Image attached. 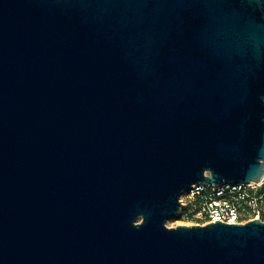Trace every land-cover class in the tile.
I'll return each instance as SVG.
<instances>
[{"label": "water", "instance_id": "water-1", "mask_svg": "<svg viewBox=\"0 0 264 264\" xmlns=\"http://www.w3.org/2000/svg\"><path fill=\"white\" fill-rule=\"evenodd\" d=\"M263 175L264 0H0V264H264L166 225Z\"/></svg>", "mask_w": 264, "mask_h": 264}, {"label": "built area", "instance_id": "built-area-1", "mask_svg": "<svg viewBox=\"0 0 264 264\" xmlns=\"http://www.w3.org/2000/svg\"><path fill=\"white\" fill-rule=\"evenodd\" d=\"M176 223L201 225L220 221L227 224L264 222V175L258 181L209 185L192 184L179 199Z\"/></svg>", "mask_w": 264, "mask_h": 264}, {"label": "rangeland", "instance_id": "rangeland-1", "mask_svg": "<svg viewBox=\"0 0 264 264\" xmlns=\"http://www.w3.org/2000/svg\"><path fill=\"white\" fill-rule=\"evenodd\" d=\"M166 225H167V227H169V228H172V227H175V226H177V225H185V226H188V225H193L192 223H190V222H185V223H176V221L172 218V219H170V220H167L166 221Z\"/></svg>", "mask_w": 264, "mask_h": 264}]
</instances>
